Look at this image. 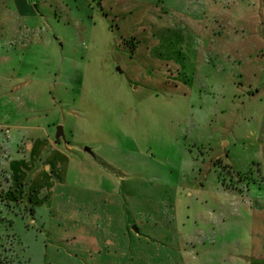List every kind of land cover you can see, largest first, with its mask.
Segmentation results:
<instances>
[{
    "label": "rangeland",
    "instance_id": "rangeland-1",
    "mask_svg": "<svg viewBox=\"0 0 264 264\" xmlns=\"http://www.w3.org/2000/svg\"><path fill=\"white\" fill-rule=\"evenodd\" d=\"M6 3L0 0V27H13V41L0 47V77L28 80L7 96L29 112L15 110L0 122L29 118L46 125L52 145L71 146V181L121 196L164 191L173 212L166 206L162 219L183 235V264H248L251 206H264V147L257 143L262 102H246L245 87L249 93L257 82L234 81L239 64L225 53L231 49L236 58L234 46L251 42L253 13L264 14V0H34L38 17L29 24L6 16ZM200 8L207 32L198 22ZM257 30L264 35V22ZM216 41L221 75L234 86L223 82L218 89L199 77L198 52H210ZM194 68L187 83L197 88L186 95L175 85ZM243 68L239 75H246ZM8 98L0 95L5 110ZM1 131L8 137L7 127ZM8 150L0 139V264H58L55 253L66 250L73 263L90 264L78 250L87 248L88 237H52V222L58 232L57 224L66 222L50 219L48 206L35 212L38 201L12 182ZM132 231L140 233L136 223ZM143 236L127 237L110 263L154 264V239ZM54 245L61 248L55 252Z\"/></svg>",
    "mask_w": 264,
    "mask_h": 264
},
{
    "label": "crops",
    "instance_id": "crops-1",
    "mask_svg": "<svg viewBox=\"0 0 264 264\" xmlns=\"http://www.w3.org/2000/svg\"><path fill=\"white\" fill-rule=\"evenodd\" d=\"M33 1L7 0L6 7L8 9L6 11L8 12L6 16L10 15L11 18H14L15 15L21 23L29 24V22L38 17V12H35L30 6ZM213 6H216V3ZM200 11L202 13L200 12V20L197 18L198 22L201 21L203 16L206 17V13L202 9ZM254 11L256 12L253 13V17H257V20H255L257 27L254 26L253 39H251L250 43L247 40L245 46H241L242 48L238 45L234 46L237 53H234L236 58L231 55V49L229 51L226 50L225 56L229 60L233 59L234 63L237 62L239 64L235 68L237 73L234 81H238L240 77H246L248 81L257 82V85H254V90L249 93L245 84L242 85L245 87L244 98L247 103L252 105L251 103H254L255 100L262 102L260 115L262 125L260 132H258L259 139H257V143L264 147V92L262 93V89H264V79L262 78L264 77V35L261 36L257 30L259 29V24L264 22V14L262 10ZM202 29L203 32H207L209 29L208 24H202ZM12 30L13 27L10 28L9 25L0 27V47H4L5 45L3 44L9 45L12 43ZM26 31L29 30L26 29ZM182 31L187 30L183 29ZM217 45L218 41L214 42L210 47V52H206L204 49L203 52L202 50L198 52L201 74L199 77L208 82L209 86L217 84L215 87L218 89L222 88L223 82H229L234 86L232 80H224V75H221L225 70L222 66L224 62L221 61L223 51ZM138 48L139 44L134 52ZM246 50L248 56L244 58L243 53ZM200 53L202 56H200ZM260 55L261 58H259ZM243 65H245V68H243ZM219 66L222 67V70H219ZM242 68L245 69L246 75H239V71ZM195 74V68L194 71L186 72L183 81H178L175 88L182 89L186 95H192L197 87H191L187 82H191L192 77L196 76ZM9 77L14 78L13 76ZM262 79L263 83L260 88L259 82L261 83ZM26 85H28V80L16 81L8 77L4 79L1 76L0 95L8 98L9 91L13 93L15 89H20ZM7 101L6 106L11 103V107L6 108V110L4 108L5 102L0 103V107H3L1 119H6L4 118L5 115H7L6 117L14 115L15 110L24 114L29 112L25 104H20V107L16 108L17 105L12 104L9 98ZM26 119L28 122H0V139L4 141V146L9 149V157L6 160V164L11 180L14 184H24L30 195H33L34 200L38 201L35 206V212L37 210H47L45 207L48 206V209L53 211V215H49L50 219L58 218V220H63L68 225L66 227L65 223H58L57 225L61 231L58 232L53 227L54 222H52L50 226V230L53 232L51 233L52 237H56L60 241L66 237H76V239L77 237H88L89 245L87 248H78V250L87 254V258H91L88 262L90 264H111L108 259H111L116 253L119 254L122 248H119L118 245L122 243V246H124V243L127 242V237H144L143 235H146L154 239L151 251V257L155 261L154 264H183L180 261L182 259L181 246L178 244L179 241L181 242L183 235L180 232L177 235L175 234L170 219L168 221L162 219L166 206L170 207V211L173 212L172 205L168 206V201L164 198V191H157L155 194L151 193L149 197L138 192L121 196L115 192L116 190L107 191L103 188L102 190L92 185H82L74 180L71 181L68 174L71 154L67 150H71V146L63 148L58 144L52 145L46 133L47 126L31 123L29 118ZM6 127L9 130L8 137H4L1 131V129ZM21 145H24L23 150ZM223 189L235 192L233 188L226 187V189ZM170 194L168 199H171L173 195V193ZM156 195L155 206H151L150 202ZM145 202L148 203L144 204ZM174 210L176 212V209ZM251 211V219H248L250 223L247 247V255H249L250 261L248 264H264V206H251ZM219 212H221V215L227 213L224 209ZM225 221L226 218L222 220L221 224ZM133 223L139 226V234L132 231ZM128 228H131V231H128ZM221 229L220 237H224L223 225H221ZM237 240L238 235L236 233L234 242H237ZM141 245L142 243L139 240L136 241V249H141ZM54 247L53 251L56 252L61 248V245L60 247L54 245ZM77 253L79 252L77 251ZM69 256L71 257L67 250L61 251L57 255L55 253L58 264H75L72 262L73 260H69ZM61 258L65 262H62Z\"/></svg>",
    "mask_w": 264,
    "mask_h": 264
},
{
    "label": "water",
    "instance_id": "water-1",
    "mask_svg": "<svg viewBox=\"0 0 264 264\" xmlns=\"http://www.w3.org/2000/svg\"><path fill=\"white\" fill-rule=\"evenodd\" d=\"M61 139H64L63 126L62 125H58L56 127V132H55V140L57 142H59ZM86 149L89 150L88 148H86Z\"/></svg>",
    "mask_w": 264,
    "mask_h": 264
},
{
    "label": "trees",
    "instance_id": "trees-1",
    "mask_svg": "<svg viewBox=\"0 0 264 264\" xmlns=\"http://www.w3.org/2000/svg\"><path fill=\"white\" fill-rule=\"evenodd\" d=\"M227 187V186H226ZM1 192V191H0ZM0 198H1V193H0ZM2 200V199H1Z\"/></svg>",
    "mask_w": 264,
    "mask_h": 264
}]
</instances>
